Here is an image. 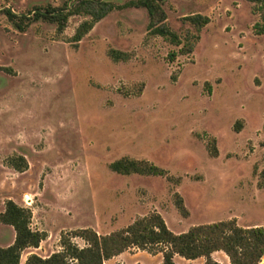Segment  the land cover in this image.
<instances>
[{"label":"rangeland","instance_id":"374dc122","mask_svg":"<svg viewBox=\"0 0 264 264\" xmlns=\"http://www.w3.org/2000/svg\"><path fill=\"white\" fill-rule=\"evenodd\" d=\"M73 1L0 0V213L13 199L32 210L33 228L47 233L21 264L31 252L59 250L64 232L90 227L106 234L153 212L176 233L229 219L264 227V33L256 29V5L164 0L168 23L184 41L199 34L189 54L148 34L142 6L115 8L78 46L70 39L86 16L72 15L60 32L44 20L21 30L4 12ZM197 13L210 17L200 31L186 18ZM110 48L131 59L113 61ZM18 155L28 161L24 172L8 166ZM122 157L147 160L166 174L117 173L110 164ZM14 237L0 222V246ZM213 257L230 264L222 251ZM162 261L163 253L135 247L105 264Z\"/></svg>","mask_w":264,"mask_h":264},{"label":"trees","instance_id":"16d2710c","mask_svg":"<svg viewBox=\"0 0 264 264\" xmlns=\"http://www.w3.org/2000/svg\"><path fill=\"white\" fill-rule=\"evenodd\" d=\"M164 0H137L123 5H115L107 0H74L66 2L63 7L47 5L35 8L25 14L15 13L11 8L4 10L14 25L24 30L33 21L44 20L57 25L63 31L72 15H83V20L70 42L78 46L80 41L94 28L97 22L105 18L115 8L128 6H142L146 8L149 23L148 34L158 35L175 46H182V54L194 51V39L184 41L179 33L173 30L168 23V14L163 6ZM253 2L260 14L261 22L256 29L264 33V0H247ZM200 31L210 22V17L202 14H192L186 17ZM109 56L115 62L129 61L131 54L128 51L110 48ZM174 56V55H172ZM210 147L214 155L218 154L216 139H212ZM10 167L24 172L29 167L25 156L18 155L8 159ZM113 171L120 174L165 175L166 170L147 160L122 157L110 164ZM260 184L264 186V171L260 173ZM176 206L187 216L188 209L180 194H176ZM33 212L30 208L8 199L5 209L0 213V222L10 225L15 230V238L8 246H0V264H21L23 252L28 248H38L47 233L32 227ZM77 238L83 241L79 244ZM138 248L152 255L163 253L160 264H181L175 261V256L187 260L205 258L204 264H222L213 257L218 251L224 252L230 264H264V227H243L236 219L203 223L192 226L185 232L176 233L171 230L163 216L153 212L136 219L126 227L106 234H100L93 228H77L61 234L60 249L43 257L37 253L28 255L25 264H105V262L121 253ZM141 264V263H137Z\"/></svg>","mask_w":264,"mask_h":264},{"label":"crops","instance_id":"0c3cea01","mask_svg":"<svg viewBox=\"0 0 264 264\" xmlns=\"http://www.w3.org/2000/svg\"><path fill=\"white\" fill-rule=\"evenodd\" d=\"M33 227V226H32ZM15 238V237H14ZM14 238H13V240H14ZM13 240L10 242V243H8V244H6L5 246H8V245H10L12 242H13ZM28 249H30V248H28ZM27 250V249H26ZM32 253V252H31ZM31 253H29V255L31 254ZM162 252H160V253H158V254H161ZM122 254H124V252L123 253H121L120 255H118V256H115V257H113V258H118L119 256H121ZM157 254V255H158ZM157 255H155V256H157ZM112 259V258H111ZM111 259H109V260H111ZM26 262V261H25ZM156 264V263H155ZM158 264H160V263H158Z\"/></svg>","mask_w":264,"mask_h":264}]
</instances>
